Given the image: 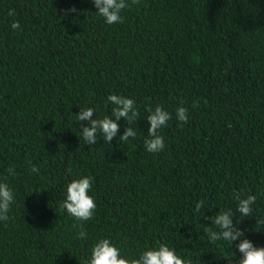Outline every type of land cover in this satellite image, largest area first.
<instances>
[{
    "label": "trees",
    "instance_id": "1",
    "mask_svg": "<svg viewBox=\"0 0 264 264\" xmlns=\"http://www.w3.org/2000/svg\"><path fill=\"white\" fill-rule=\"evenodd\" d=\"M127 2L123 22L109 25L92 0H0V182L14 194L0 264H83L104 237L122 255L165 242L191 264H228L239 240L210 242L203 229H215L206 217L219 210L235 212L234 190L257 196L239 227L264 246V0ZM110 94L134 99L137 136L119 140L121 117L111 143L98 134L86 144L88 121L76 114L111 116ZM157 105L172 118L159 130L164 150L151 153ZM88 175L97 207L76 221L60 204L67 184Z\"/></svg>",
    "mask_w": 264,
    "mask_h": 264
},
{
    "label": "clouds",
    "instance_id": "2",
    "mask_svg": "<svg viewBox=\"0 0 264 264\" xmlns=\"http://www.w3.org/2000/svg\"><path fill=\"white\" fill-rule=\"evenodd\" d=\"M140 0H131V4H139ZM97 13L102 16L106 23L111 25L115 23H122V11L129 7L127 0H92ZM75 8L65 9L64 13L67 16L70 12H76ZM9 16L15 15V10H9ZM13 30L20 29V23L13 21L11 24ZM107 101L114 105L111 116L105 115L103 118H94V109L80 108L76 119L79 122L88 121L87 125L81 124V132L86 144H96L97 135L100 134L109 143L119 133L120 125L117 123L121 119L129 125L126 127L122 135L119 136L120 141H128L129 138H136L137 129L131 125L136 123L139 117V111L136 107L135 101L132 98L110 94ZM181 106L176 109V118L182 124L188 121V108L184 107V101L181 100ZM197 102L193 101L192 107H196ZM148 131L147 137L144 139V145L148 152L159 153L165 148V140L159 133V130L166 126L168 121L172 118V114L165 110L162 106L157 105L154 110L148 109ZM29 163H31L29 161ZM9 173L14 170L9 168ZM31 171L39 172L40 169L36 165H32ZM93 177L80 176L72 179L66 188V198L61 202L60 207L66 210L67 213L74 217L76 221H88L93 218L94 211L97 207L94 198L89 195L92 188ZM233 198L237 202L235 212L233 209L224 211L219 210L215 215L206 217L211 220L212 227H204L203 231L208 236L210 242L226 241L229 245L239 240L235 245L240 253L238 259L234 260L233 256L227 257L228 264H264V246H255L253 242L245 236L244 230L239 227L240 222L245 217H252L254 215L252 205L255 204L257 196L252 193H245L239 190L233 191ZM14 203L13 190L6 182H0V221H8L11 204ZM205 201L200 200L196 203L195 211L199 212L204 206ZM239 213V218L234 222V216ZM264 225V216H258L256 225ZM77 227V225H73ZM79 239H87L86 231L83 225H80L78 232ZM83 264H191L190 259L182 258L177 255L175 248L170 247L165 242H160L156 246L147 247L138 256L122 255L120 248H118L110 238L104 237L98 239L91 248L90 259L83 262Z\"/></svg>",
    "mask_w": 264,
    "mask_h": 264
}]
</instances>
